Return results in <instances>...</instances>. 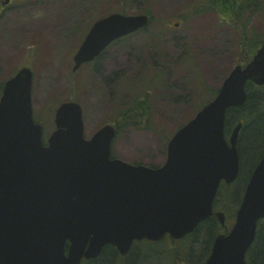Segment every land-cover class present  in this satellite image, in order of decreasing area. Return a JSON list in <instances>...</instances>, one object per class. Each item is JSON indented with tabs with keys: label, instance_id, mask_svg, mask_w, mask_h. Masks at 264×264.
Wrapping results in <instances>:
<instances>
[{
	"label": "water",
	"instance_id": "95a60500",
	"mask_svg": "<svg viewBox=\"0 0 264 264\" xmlns=\"http://www.w3.org/2000/svg\"><path fill=\"white\" fill-rule=\"evenodd\" d=\"M149 24V17L112 14L98 21L75 56L76 72L113 41ZM33 72L6 82L0 99V264H82L114 246L126 256L136 241L180 240L216 217L222 182L240 171L238 125L226 137L231 108L247 101L246 85L264 86V41L253 60L237 66L196 117L168 144L160 168L112 158L117 131L106 125L85 138L83 109L63 103L56 130L43 140L34 120ZM264 220V156L253 172L231 232L216 238L206 264H248ZM70 243L68 252L67 244Z\"/></svg>",
	"mask_w": 264,
	"mask_h": 264
},
{
	"label": "rangeland",
	"instance_id": "374dc122",
	"mask_svg": "<svg viewBox=\"0 0 264 264\" xmlns=\"http://www.w3.org/2000/svg\"><path fill=\"white\" fill-rule=\"evenodd\" d=\"M208 1L13 0L0 16V84L30 65L35 74L34 115L44 126L45 141L55 129L54 110L60 103L74 99L82 105L85 136L91 138L112 121L123 104L117 101L148 94L150 125L122 130L113 156L130 164L163 166L169 141L244 56L231 24H222L211 12L195 14ZM120 10L127 15L148 12L153 23L124 44L112 45L99 64L87 65L73 76L72 59L92 25ZM248 25L256 40L262 38L264 13ZM158 27L165 28V46L155 45ZM149 45L164 58L153 49L145 51ZM127 78L136 82L125 85L131 97L121 99L117 91ZM200 241L185 238L175 246L166 242L151 252L140 245L137 253L141 248V264H205L209 252Z\"/></svg>",
	"mask_w": 264,
	"mask_h": 264
},
{
	"label": "trees",
	"instance_id": "16d2710c",
	"mask_svg": "<svg viewBox=\"0 0 264 264\" xmlns=\"http://www.w3.org/2000/svg\"><path fill=\"white\" fill-rule=\"evenodd\" d=\"M209 1L208 11H212L216 15L223 14L228 20L233 22L238 21L230 11L221 10L220 0ZM122 12L124 13L125 11ZM239 22L236 28L240 33L237 34V37L238 40L242 39L240 47L244 52V56L239 59L238 65H246L255 56L260 44H257L256 40L254 41L249 37L246 31L247 24H244L241 20ZM3 85L4 83L0 85V96ZM218 89L210 93V99L200 106V109L214 99ZM246 91L248 94L246 103L241 107L230 109L226 119L227 135L238 125H243L238 142L241 163L239 179L232 186L222 184L215 202L216 210L223 211L227 216L226 228H223L216 218H210L202 222L194 233L189 236L190 239L197 242L201 238L202 249H207L208 252L211 251L215 238L220 234H226L232 228L237 209L242 202L250 177L264 156V87H257L249 83ZM149 100L147 94L144 96L137 95L132 102L128 101L122 111L120 109H122L123 104H120L118 108L120 111L112 119L117 126L118 133L130 126L150 125ZM140 245L144 246L146 251H151L148 249L149 246H152L151 243H137L125 262H123L118 251L112 246H107L98 259L84 262V264H141V248L139 253H137ZM191 257L193 256L191 255ZM148 258L149 256H145L144 260ZM247 259L249 264H264V220L259 223L257 238L248 253Z\"/></svg>",
	"mask_w": 264,
	"mask_h": 264
},
{
	"label": "flooded vegetation",
	"instance_id": "af4514ba",
	"mask_svg": "<svg viewBox=\"0 0 264 264\" xmlns=\"http://www.w3.org/2000/svg\"><path fill=\"white\" fill-rule=\"evenodd\" d=\"M3 0H0V14L1 12H4L9 7L8 5H3ZM12 2V0H11ZM220 6L221 10L224 11H230L232 15H234V18L238 19V21H234L233 27H237V25L240 23L241 20L243 23L250 24V19L254 18L255 15H257L259 12L264 13V0H220ZM211 14L214 12L210 11ZM215 15V14H214ZM216 16V15H215ZM222 24H228L230 21H226L227 18L223 14H217L216 16ZM249 26V25H248ZM232 28V27H231ZM250 29V26L248 27V30ZM234 31H238L237 28L233 29ZM261 42L263 41V38L260 39ZM262 45V44H261ZM105 53L95 61V65L99 64L103 58ZM163 242L160 243H152L151 248H154L156 245H160ZM169 244H174V241H168ZM134 249V246H133ZM132 249V250H133ZM132 250L130 252H132ZM130 252L127 254L126 257L121 258H127L130 254ZM125 262V259H124Z\"/></svg>",
	"mask_w": 264,
	"mask_h": 264
}]
</instances>
